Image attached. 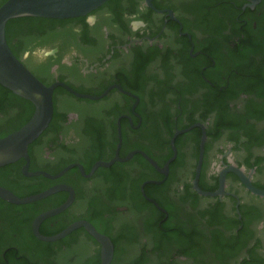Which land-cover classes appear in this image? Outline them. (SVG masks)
<instances>
[{"label":"flooded vegetation","instance_id":"flooded-vegetation-1","mask_svg":"<svg viewBox=\"0 0 264 264\" xmlns=\"http://www.w3.org/2000/svg\"><path fill=\"white\" fill-rule=\"evenodd\" d=\"M26 17L7 23L8 43L56 85L27 170L52 177L20 159L0 186L66 187L28 203L35 219L72 196L39 231L87 220L112 239L111 264H264V196L249 187L264 190V0H109L85 16ZM22 116L0 107V134ZM0 232L1 264L23 247L5 245L16 240L1 211Z\"/></svg>","mask_w":264,"mask_h":264},{"label":"water","instance_id":"water-1","mask_svg":"<svg viewBox=\"0 0 264 264\" xmlns=\"http://www.w3.org/2000/svg\"><path fill=\"white\" fill-rule=\"evenodd\" d=\"M109 0H6L0 6V84L14 94L29 100L34 105V112L30 119L17 130L0 138V167L24 159L26 164L23 171L28 175L44 174L45 172L30 173L27 170L29 163V145L36 140L48 127L54 113L53 90L56 85L44 84L12 51L6 36V27L9 20L19 17H44V18H75L85 16L96 10ZM254 3L258 0H252ZM101 162L99 165H108ZM245 180V179H244ZM247 184L248 181L245 180ZM252 191L264 196V190L254 188ZM63 186H56L27 197H19L9 189L0 186V198L13 204H28L61 190ZM202 194H208L201 191ZM69 189V188H68ZM71 190V189H69ZM72 192V190H71ZM215 194V193H211ZM70 199L62 206L38 215L32 222L34 235L45 242L58 241L79 227H84L87 232L100 244L101 264H111L114 256L112 239L96 229L87 220L70 224L61 232L47 236L39 231L40 223L47 217L57 214L66 208Z\"/></svg>","mask_w":264,"mask_h":264},{"label":"trees","instance_id":"trees-1","mask_svg":"<svg viewBox=\"0 0 264 264\" xmlns=\"http://www.w3.org/2000/svg\"><path fill=\"white\" fill-rule=\"evenodd\" d=\"M26 18L19 17L12 19L8 22V26L13 21H22ZM5 103L16 104L22 107L23 116L18 126L9 132L0 134V138L23 126L34 112V105L29 100L14 94L0 84V107H3ZM14 165L9 164L1 167L0 172L9 171ZM34 206L33 204H13L0 198L1 213L9 221L10 228L14 234L20 236V238L15 239L13 238L14 234L11 236L7 234L8 240H16V243H18L22 239V242L26 245L28 243L37 245L35 247L22 246L23 249L21 251L6 252V259L1 260V264H101L99 243L82 228L56 242H45L36 238L31 228V223L38 213L35 210V212L32 211ZM4 236L5 234L0 232V243L4 241ZM124 237L125 235H120L117 241L122 240ZM90 243L97 245L98 249L92 250ZM192 246H195V244H192ZM142 262H144V259L140 258L130 264H141Z\"/></svg>","mask_w":264,"mask_h":264},{"label":"rangeland","instance_id":"rangeland-1","mask_svg":"<svg viewBox=\"0 0 264 264\" xmlns=\"http://www.w3.org/2000/svg\"><path fill=\"white\" fill-rule=\"evenodd\" d=\"M14 106H19V105H16V104H14ZM82 236H83V234H81ZM81 236V237H82ZM81 237H80V239H81ZM80 239H79V242H80ZM3 243V242H2ZM2 243H0V244H2ZM8 244H14V245H18V246H27V247H35V246H37V245H35V244H31V243H28L27 245L26 244H24V242H22V239L21 240H19L18 241V243H6L5 245H8ZM91 245H90V247H91V249L92 250H96V249H98V246L97 245H95L94 243H90ZM2 254V253H1ZM0 254V255H1ZM232 255V254H231ZM231 255H229V257L231 256ZM244 255V251H242L241 253H240V255L238 256V258L239 257H241V256H243ZM1 257H2V255H1ZM234 261H235V259H234Z\"/></svg>","mask_w":264,"mask_h":264}]
</instances>
